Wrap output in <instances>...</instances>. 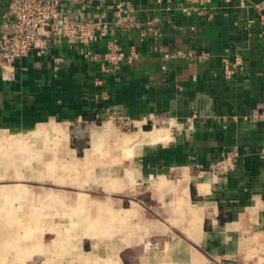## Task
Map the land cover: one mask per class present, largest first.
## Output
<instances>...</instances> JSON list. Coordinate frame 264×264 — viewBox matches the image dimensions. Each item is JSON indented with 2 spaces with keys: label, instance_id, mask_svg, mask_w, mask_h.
<instances>
[{
  "label": "crops",
  "instance_id": "obj_1",
  "mask_svg": "<svg viewBox=\"0 0 264 264\" xmlns=\"http://www.w3.org/2000/svg\"><path fill=\"white\" fill-rule=\"evenodd\" d=\"M61 1L96 36L0 65V264H264V0Z\"/></svg>",
  "mask_w": 264,
  "mask_h": 264
},
{
  "label": "built area",
  "instance_id": "obj_2",
  "mask_svg": "<svg viewBox=\"0 0 264 264\" xmlns=\"http://www.w3.org/2000/svg\"><path fill=\"white\" fill-rule=\"evenodd\" d=\"M190 1L204 5L210 0H182L177 4V8L184 14H191L192 6L188 4ZM61 3V0L9 1L6 17L0 23V65H9L16 59L27 56L32 50L44 49L56 39L87 42L90 36H96V30L100 27L99 22L69 20L62 13ZM166 6L167 9L173 8L171 0H168ZM117 7L119 17L129 12V7L122 3ZM261 19L264 22V15H261ZM113 48L114 60L123 57L120 45L116 43ZM177 55L184 58L193 56L191 52L187 54L179 52ZM234 58L232 60L227 56L224 59V72L228 77L241 67V58L238 55ZM250 118L257 123L264 122V107L255 110Z\"/></svg>",
  "mask_w": 264,
  "mask_h": 264
}]
</instances>
